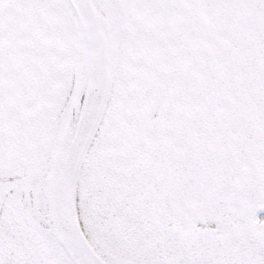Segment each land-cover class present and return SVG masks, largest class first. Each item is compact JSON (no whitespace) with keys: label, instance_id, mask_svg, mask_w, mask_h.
<instances>
[{"label":"water","instance_id":"95a60500","mask_svg":"<svg viewBox=\"0 0 264 264\" xmlns=\"http://www.w3.org/2000/svg\"><path fill=\"white\" fill-rule=\"evenodd\" d=\"M264 0H0V264H264Z\"/></svg>","mask_w":264,"mask_h":264}]
</instances>
